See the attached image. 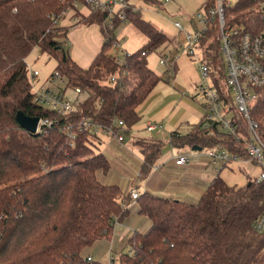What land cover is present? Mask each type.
Instances as JSON below:
<instances>
[{
    "label": "trees",
    "instance_id": "1",
    "mask_svg": "<svg viewBox=\"0 0 264 264\" xmlns=\"http://www.w3.org/2000/svg\"><path fill=\"white\" fill-rule=\"evenodd\" d=\"M83 1L0 0V264H105L94 258L88 261L89 253L82 249L110 238L115 209L127 194L119 185L97 178V169H106L109 161L94 150L99 143L96 133L89 127L79 130L78 123L86 117L108 125L116 117L126 127L135 124L139 120L137 106L163 79L149 67L147 53L160 51L169 43L176 47L175 38L140 16L135 0H125L126 20L146 41L118 64L110 49L114 28L122 20L117 16L107 20L109 7L105 4L78 13L75 23H97L104 37L90 64L81 67L71 58L66 27L58 21L69 9L78 12L74 2ZM205 1L204 6L212 2ZM227 11L235 12L229 23L242 32L255 34L264 24L253 0H237ZM108 22L113 25L109 30ZM218 44L212 25L199 45L211 75L224 77ZM34 47L54 58L55 70L65 79L66 88L79 87L83 93L71 110L58 113L33 101L25 59ZM254 91L250 115L264 141V86ZM18 109L49 122L30 132L16 121ZM233 116L242 123L235 111ZM202 122L185 134L172 131L170 142L188 148L223 144L245 157L241 144L216 127L202 128ZM135 142L144 161L152 164L162 142L145 138ZM134 199L137 213L145 215L150 224L127 239L128 251L118 256L122 264H251L264 245V233L252 227L264 207V180L248 177L237 186L216 174L196 202L149 191ZM125 212H120L117 221Z\"/></svg>",
    "mask_w": 264,
    "mask_h": 264
},
{
    "label": "built area",
    "instance_id": "2",
    "mask_svg": "<svg viewBox=\"0 0 264 264\" xmlns=\"http://www.w3.org/2000/svg\"><path fill=\"white\" fill-rule=\"evenodd\" d=\"M83 3L88 6L89 10L107 4L109 7L107 20L110 21L112 16H117L122 21L126 20L123 11L127 6L125 0H84ZM205 3L206 1L189 18L190 29L184 27L178 20L173 22L174 26L182 31V39L178 43V47L186 55L193 57L197 66L199 73L197 86L203 96L202 128L211 130L216 127L219 131L226 133L235 143L242 145L245 157L239 156L237 151H229L223 144H213L207 146L204 151L201 150L202 147L200 150L190 152L178 151L172 155V159L176 165L187 164L200 154L208 157L211 162L224 164L246 159L259 167L258 173L252 176L253 180L262 181L264 180V141L259 134L257 121L250 115L249 105L255 98L254 89L264 86V24L255 34L242 32L239 27L230 24L229 20L225 21V14L229 7L226 6L228 0H212L211 4L207 6H204ZM74 5L76 6L77 2H74ZM253 6L260 10L261 18L264 21V0H253ZM74 19L76 21L78 18L75 16ZM212 25L215 26L219 38L218 49L222 56L224 77H220L216 73L211 75V68L203 58L202 49L200 52L198 51L199 46L203 47L199 45L201 38L206 35ZM112 27L113 25L109 23L108 30ZM111 47L114 49L116 62L122 64L128 53H124L123 57L121 56L119 53L120 42L116 37L112 39ZM175 58L170 53H162L159 56V63L164 66L163 73L167 81L175 73ZM38 75L37 70H29L28 77L31 85ZM50 79L53 81L52 84L42 83L38 87L32 85L33 101L58 113L71 110L74 103L80 98L77 95L66 94V81L58 70L54 69ZM113 79L114 76L111 77V80ZM71 89L76 94L80 93L79 87H72ZM233 111L240 116L242 123L238 117L233 116ZM48 122L46 118H39L37 130L42 124ZM87 127L93 133H97L98 128L107 130L118 142L123 141L122 131L127 128L120 118L114 117L110 124L104 125L93 123L89 118L83 117L78 123V129L83 130ZM161 127V123L153 121H147L144 125L147 131ZM129 194L132 198L139 196L136 188H131ZM125 209L126 205L121 201L115 209L116 218L113 226L118 222L117 216ZM252 227L258 233H264V207L254 219ZM107 240L110 246L112 232ZM86 259L91 261L93 257L88 254ZM105 264L122 263L119 257L114 258L113 255L108 254V260Z\"/></svg>",
    "mask_w": 264,
    "mask_h": 264
},
{
    "label": "crops",
    "instance_id": "3",
    "mask_svg": "<svg viewBox=\"0 0 264 264\" xmlns=\"http://www.w3.org/2000/svg\"><path fill=\"white\" fill-rule=\"evenodd\" d=\"M168 1L164 2L167 3ZM196 1L199 4L198 9H200L205 0ZM76 10L78 12H75V9H69L66 14L59 19L58 25L66 27L64 36L71 58L79 66L87 67L100 50L104 37L97 23H75L74 17L76 16L78 18L79 12L82 14L88 12H83L82 9L78 8ZM87 10L89 9L87 8ZM169 53L176 57L174 74H178V71V76L184 80V84L189 81L187 76L188 71L193 79H198L199 73L196 63L192 64L191 61L193 57L186 55L180 48L179 50L173 49V51L171 50ZM191 99L193 101L195 100L194 104L181 97L170 99L164 104H160L151 112H148L146 118H142L138 110L143 106L141 104L144 103V100L136 108L139 120L124 130V133L128 134V140L126 142L117 141L114 143L117 150L124 152L125 149H127L137 155L134 157L135 163L131 164V174L126 176L128 178L125 177L127 181L124 183L117 184V182L114 183L115 181L99 179L106 184L119 185L123 194H127V198L123 200L126 205V212L122 218L115 223L112 231L110 248H112L113 245V249L115 248L114 251L118 250L119 254L128 251L126 241L134 231L140 228H142V230L137 231H144L150 224L145 215L137 213V203L129 194L131 188H136L139 194L144 191H149L160 196L177 198L187 202H196L216 174H219L227 184L239 186L246 183L248 177H252L259 171L257 164L246 159L230 161L224 164L221 162H211L208 157L202 154L196 155L193 161L184 165H176L173 162L172 155L178 151L186 152L182 151L186 146H174L170 142L171 132L177 131L179 134H185L202 119L204 111L202 102H196L195 95H193ZM147 121L158 122L161 123L162 126L166 125L167 131L163 127L147 131L144 128ZM183 126L187 128H183ZM139 138L159 140L162 142V145H170L171 147L165 154H159L152 164H147L144 161L140 146L135 142V140ZM105 150V152H103L104 150L100 152L106 157H110V154H107V149ZM192 150L193 149L190 147L187 152ZM130 209L136 211L139 216L132 220L129 219ZM142 215L144 216L143 218L140 217ZM126 246L127 250L124 249ZM90 255L95 259L92 254ZM102 257L98 256V259L102 261L100 259Z\"/></svg>",
    "mask_w": 264,
    "mask_h": 264
},
{
    "label": "rangeland",
    "instance_id": "4",
    "mask_svg": "<svg viewBox=\"0 0 264 264\" xmlns=\"http://www.w3.org/2000/svg\"><path fill=\"white\" fill-rule=\"evenodd\" d=\"M104 1V0H101ZM237 0H228L226 6L232 5ZM135 3L140 6V16L149 20L154 26L163 30V32L169 38H175L177 43L176 47L173 44H165L161 46L160 51H152L147 53L146 60L151 69H153L158 75H163V79H160L159 82L154 86L152 91L149 93L147 99L142 103L143 105L141 109L139 108V113L142 118H146L148 116V112L156 109L160 104H164L166 101L179 98L186 99L189 102L195 103L191 97L193 95L196 96V102H203V96L200 93L197 86V79H193L187 73L189 81L184 84L183 79L178 76V74H174L169 81L166 80L164 76V66L159 63V56L162 53H169L173 49L179 50L178 43H180L182 39V31L174 26L173 22L178 20L182 23L184 27L190 29L189 18L195 13V11L199 8V4L196 0H170L167 3L164 0H154V2H144L143 0H135ZM78 9H82L83 12L88 11V6L83 2H78ZM235 15L234 11L226 12L225 21L227 22L230 18ZM114 35L116 39L120 42V50L121 56L123 57L124 53H130L133 50L138 49L143 43L146 41V36L136 28L132 22L126 20L122 21L121 24L114 28ZM179 40V41H178ZM216 44L212 47V51H215ZM203 47H198V51L200 52ZM114 52V49L111 47L110 49ZM218 57L220 55L218 54ZM28 72L29 70H37L39 75L34 78L32 85L38 87L40 84H52L53 81L50 79L51 73L54 71L56 62L53 57H50L46 52H40L38 47H34L31 52L26 57ZM192 64H195L194 58H191ZM179 68V67H178ZM55 84V83H54ZM66 94L71 96H78L79 98L83 97V93L76 94L73 89L67 88ZM162 126V125H161ZM166 131V125L162 126ZM183 128H187L183 126ZM125 137L124 141L128 140V134L122 131ZM96 136L100 138L99 145L94 147L96 151L100 152L107 149V154H110L108 157L109 165L106 169H97L96 174L98 179L106 180V181H115L117 184H122L127 179L126 176L131 174V164L135 163L134 152L125 149V151H119L116 149L115 144L117 142L116 138L111 135V133L102 128H98ZM170 145H162L160 150V155L165 154V152L170 150ZM207 146H203L201 150H205ZM182 151L189 150L188 147L183 148ZM128 178V177H126ZM139 215L136 211L130 209L129 211V219H135ZM140 217H144L143 215ZM142 230V228L137 229ZM107 238H101L93 243L86 245L83 249V253L92 254L95 259H98V256H103L100 258L103 262L108 260V254L113 255L114 258L118 257L119 251L113 249L111 245L109 246ZM100 241V242H99ZM127 250V246L124 248ZM101 253V254H100ZM100 254V255H99ZM116 260V259H114ZM251 264H264V245L261 249V252L258 256L252 261Z\"/></svg>",
    "mask_w": 264,
    "mask_h": 264
},
{
    "label": "water",
    "instance_id": "5",
    "mask_svg": "<svg viewBox=\"0 0 264 264\" xmlns=\"http://www.w3.org/2000/svg\"><path fill=\"white\" fill-rule=\"evenodd\" d=\"M15 119L26 130L33 132V133L37 131V125H38V120H39L38 116L26 115L21 110L18 109L15 113ZM191 149L200 150L201 146L193 145Z\"/></svg>",
    "mask_w": 264,
    "mask_h": 264
}]
</instances>
